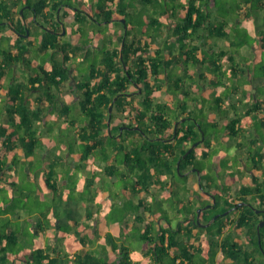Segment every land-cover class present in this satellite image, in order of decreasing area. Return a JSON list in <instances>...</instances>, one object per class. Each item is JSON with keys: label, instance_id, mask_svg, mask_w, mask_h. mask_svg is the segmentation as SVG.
<instances>
[{"label": "trees", "instance_id": "obj_1", "mask_svg": "<svg viewBox=\"0 0 264 264\" xmlns=\"http://www.w3.org/2000/svg\"><path fill=\"white\" fill-rule=\"evenodd\" d=\"M48 1L51 2L50 0H0V90L3 86L2 80L7 73L9 74L7 70L11 69V65L22 61V56L27 51L23 35L26 33V29L21 21L27 18L28 10H32L38 15L47 5L55 13L60 6L68 4L70 10L74 12L75 23L81 27L75 30L78 37L83 38L81 41L77 40L80 45L76 42V47L79 49L89 46L92 41L90 36V39L88 38L90 41L85 42L84 40V36L88 37L90 30L87 29L85 15L80 16V13L87 11V15L94 20L93 23L96 25H100L101 22L110 23L113 21L122 25L124 31L120 33L119 44L114 41L110 44L105 43L100 55L93 54L89 49L81 51L80 61L82 64L89 54L93 58V63L88 68L89 72L84 76L86 79L77 83L79 89L85 90L84 98L79 101L82 112L71 115L74 112L73 107L63 104L59 114L65 117V120L74 128L75 141L81 146L80 166H83L89 155L95 151H101L105 158L110 153H114L117 157V167L111 164L106 167V170L112 177L119 178L123 196L127 198L125 205L118 210V219L122 223L123 242H116V239L110 234L109 239L105 238L102 243L104 252L107 254L105 256L103 252L100 253L99 249L87 250L85 243L89 237L77 233L71 239L72 243L70 241L74 249L77 250L75 254L66 253L51 256L50 252H45L44 246L40 243L38 246L31 245L23 249L25 254L31 253L29 248L35 249L30 254L33 262L24 258L23 261H28V264H218L217 262L230 259L233 264H254L251 258L254 257V254H260L264 250V246L262 248L259 243V237L264 236V227L260 228V232H258L257 216L249 208L242 207L237 211L230 208V206L238 205V201L229 203V197L233 195L231 184L222 183L221 178H224L226 174L231 175L232 183L236 185L235 193L240 192L242 196H245L249 191L254 192L258 197L263 195L264 181L262 183L259 179H255V183L251 186L247 182H243L244 164L248 165V160L241 161L238 155H236L237 158L232 168L225 167L227 171L223 175L219 172V169L223 168L217 162L209 164L202 162L209 155L207 149H202V160H197L194 155L196 151H199V146L184 155L187 151L188 141L196 142L201 138L202 132L205 133L206 138L208 135H213L217 142L223 145L232 138H242L245 134L241 132V129H248L252 125L245 126L251 123L248 121L250 114L264 107V97L257 99L243 97L239 99V103L234 102L231 97L237 89L236 86L229 89L228 84L223 82V77L226 75H230L232 79L240 75V79L246 81L245 75L249 69L252 70L253 76L264 77V58L261 59V56L258 62H247V65H241L236 61L238 55H241L240 50L243 45L260 43L264 48V31L259 32L258 38L249 33L248 35L241 34L240 29L248 31L238 26V17H235L236 19H233L231 23L230 18L226 17L231 12L239 16L241 11H244L246 12L245 17L249 18V6H243L248 2L239 1L232 4L231 10H227V15L219 17L216 15L218 0H186L178 3H175L176 0H173L174 2H170V0H141L140 6H136L134 13L128 11L130 2L125 0H118L117 3L115 0H104L105 2L100 0L94 8L95 12L88 10L85 2L81 0H77L75 3L71 0H66L69 2L60 0L56 2V5H50ZM257 4L264 7V2L260 1ZM22 8H24L23 15L20 13ZM146 13L148 18L144 17ZM123 18L126 19L125 22H122ZM32 21L38 23L37 18ZM164 28L169 34L166 38ZM8 30H13L15 33L12 31L8 33ZM91 32L94 31L91 30ZM97 33L99 36L105 34V31L100 28ZM159 34L162 36L161 44L152 54L150 53L151 38L154 39ZM216 39L218 42L221 39L226 40L229 44L216 49L214 48ZM5 40H7L6 43H4ZM50 47L62 51L64 61L69 57L66 46L58 41L57 34L44 30L41 49L45 50ZM71 48L75 49L73 46ZM244 58L247 59L246 56ZM63 64L65 63H62L61 67L54 65L49 72L45 71L46 76L43 79L38 76L31 78V81L35 82L41 79L47 81L49 79L51 84L54 83L59 88L61 82L70 75L69 69ZM99 64L103 67L98 68ZM198 69H202V71ZM200 73H202L201 77L195 78L194 75H200ZM58 76L60 79H57ZM200 79H202L205 89L212 87L213 91L217 92L213 97L209 96L210 103L206 110L208 113L202 112V117L198 120L200 129H197L196 123L192 122L188 132L184 131V127L189 124L186 125L187 120H184L180 122L184 127L179 126L177 133L173 135L170 133V129H173L175 123L180 120L182 111L188 109L190 104L187 101H195L201 94L199 93ZM93 80H95L94 84H92ZM130 81H133L137 86L135 94L141 89L137 102L131 98L127 100L129 95L134 94H127L130 91ZM22 82L9 85V94L13 99L8 112L13 113L11 114L12 119H10V123L9 121L7 124L0 123V182H7V178L4 177L5 171L13 166H18L20 162L16 149H21L25 155H29L30 152L33 153L39 141L35 123L38 119L42 120L44 116L39 113V110H35L34 114V111L28 108L22 93L24 88ZM216 84L220 88H216ZM161 90L178 94L181 100L178 98V102L160 101L155 96V92ZM48 94L53 97L52 93ZM201 97L206 101L208 96L201 95ZM182 99H184L183 102ZM41 100L43 101V98ZM51 102L53 105L55 104L54 99ZM111 105L119 111L125 110L126 107L129 108L130 119L132 122L136 121L135 127L132 126L133 124L125 123L114 125L115 115L109 110ZM230 108L234 110L235 116L228 117ZM173 113L179 115L175 116ZM212 113L220 114L221 119L213 120ZM184 117L188 119V116ZM205 123L208 124L206 128L202 125ZM121 126H127L130 129L128 132L134 133V136L135 133H138L140 136L137 140L126 143L124 141L125 132L119 135ZM181 131L184 134L178 138V133ZM220 132H223L221 134H224L225 139L222 138L223 136H219ZM239 143L245 144L244 148H239L244 151L253 150L257 141L242 138ZM256 155L257 153L252 154V161L260 167L259 170L264 174V161L256 160ZM231 159L232 156L227 157V161ZM231 161L233 164V160ZM55 162L59 164L58 157ZM120 162L124 167L118 166ZM192 166H196L200 172V187L211 189L214 193L217 190L228 194H216L217 202L214 204L215 210L212 214L218 213L219 217L208 227L196 225L194 220L199 206L211 203V200L201 199L199 202L185 184L176 180L177 176L183 175ZM53 174L55 175V171H53V167H50L48 175L45 177V185L56 193L58 189ZM183 177L187 178V175L185 174ZM204 179L206 184H204ZM153 181L160 184L163 197L160 198L157 194L150 193L149 186ZM11 184L15 186L17 182L13 181ZM129 184L132 188L128 187ZM85 186L88 187V184ZM4 187L7 186H1L0 190ZM166 189L168 193H165ZM183 190L186 192L185 199L181 197ZM68 192L70 190H65L64 194ZM173 193L176 195L174 194L171 198L172 208L179 214L175 226L162 223L159 225L156 222L137 226L131 224L129 218L125 219V215L130 209L134 213L136 212L139 219L144 218V214L147 212L155 213L153 202H156L157 205H162L164 202L167 204L170 194ZM135 194L140 195L138 203L133 200ZM61 200L68 201L69 199L66 198V195L56 196L53 201L54 206L57 201ZM228 209L230 212L222 215ZM245 209L251 211L252 214L245 213ZM6 213V209L3 212L2 205H0V264L9 261L8 254H10L11 244L19 243L20 229L16 228V224L4 216ZM204 213L203 211L201 216L202 221L206 223L212 218V215L205 217ZM41 214L44 217L43 211ZM233 215L237 228L247 227L248 249L246 250L244 242L235 241L231 244L233 238L229 234H225L220 242V236L224 234L223 221L226 220L229 225ZM204 217L205 220H203ZM159 218L166 219V223L171 222V218L167 214L159 215ZM75 223L77 224L78 220H75ZM183 235L187 241L183 240ZM202 235H206L205 239H202ZM134 237L143 241L145 245L143 252L132 247ZM90 240L93 239L90 238ZM67 243H69V239ZM105 245H110L112 251L118 250L119 253L110 254ZM219 250L222 252L217 261L216 256ZM16 254L17 258L25 257L19 253ZM12 260L10 259V261Z\"/></svg>", "mask_w": 264, "mask_h": 264}, {"label": "crops", "instance_id": "obj_2", "mask_svg": "<svg viewBox=\"0 0 264 264\" xmlns=\"http://www.w3.org/2000/svg\"><path fill=\"white\" fill-rule=\"evenodd\" d=\"M25 1V0H23ZM51 2L48 1V3L51 5H56V2H59L60 0H50ZM66 0H63V2H65ZM77 0H71V2L75 3ZM126 2H130L129 6H128V11L131 13H134L136 11V6L139 7L140 5V1L141 0H125ZM181 1H186V0H176L175 3L181 2ZM69 2V1H66ZM115 2L117 3L118 0H115ZM170 2H174L173 0H170ZM263 2V1H261ZM78 5H81L80 3H77ZM245 5V4H244ZM245 6H248L245 5ZM244 6V7H245ZM53 7V6H52ZM88 8V10L95 12L96 6L94 5L93 8L89 9L88 6H86ZM49 10L51 12V15L49 18L44 17L46 15V11ZM43 14L40 12L38 15H36L34 13V11L30 10V14L27 15L26 19H23L21 22L24 26V22L29 26V32L27 37L24 38V44L27 46H30L29 48H35L36 50L41 51L42 53H44L43 55L46 56V58H48V60L50 61L49 65L44 66L42 65V63H40L38 61V58L36 59H32V54L31 51L27 49V51L24 53V55L22 56V61L11 65V69L7 70L9 71V74L7 73L4 77V79L2 80V88L0 90V123H4L7 124L9 119V113L8 112L10 110L9 104H11V100L13 99L12 96L9 94V85L12 83H19L21 81H23L22 83L24 84V88L22 90L23 93V97H25L26 99V104L28 106V108L32 111H34V114L37 110H39V113L41 115H43V119H38L35 123V127L37 128V136L39 141H42L43 139L47 140L48 143H46L45 145L42 143V145L39 144L36 145L33 153H42L44 154L45 150L44 148H47V154L45 157V162H44V176L48 175L49 169L51 166L54 167V171L55 168L57 166H59V171L57 172V174H59L60 178H57L59 180V182H57V180H55V183L57 185V189L58 192H54V191H48L46 194V197L42 198L43 201H49V200H53L54 201V197L59 196V195H64V191L68 190L69 188V182L73 181V174L71 172L74 170H78L79 175H83L84 180H85V184H88V189L89 188H94L97 184L101 186L102 188V197L108 201L109 198L113 195L117 198L116 201L118 200H122L123 203H120L119 206L123 207L125 205V202L127 200V198H124L123 196V191L121 189V185H119L118 187L115 186V182L116 181H120L118 177H112V175H109V172L106 170V167H109L111 164L112 165H116V156L114 153H110L108 157H103V154L101 153V151H95L94 153H91L88 157V160L84 163L83 166H80V159H81V151L78 149H75V147L73 148L72 143H67V142H63L62 146H61V150L59 149V145H56V142L53 138V136H56L57 131L54 128V133L52 135H49V137H46L44 134L46 133L47 130H50L51 128H48V125H52L53 121H62V119H64L65 117H62L59 113L62 111V107L63 104H67L73 107L75 114H80L81 108H80V104L79 101L84 98V91L85 90H81L77 87V83L80 82V80L83 79V77L89 72L88 69L83 68L82 67V63L80 60L76 61L77 57H80V54H82V50L86 51L87 49L91 50L92 53L94 54H98L100 55L103 45L105 43L110 44L111 42H115L117 44L118 40L120 39V31H118V26L121 25L119 22L117 21H113L110 23H106V22H101L100 27L96 26L93 22L94 20L90 18V16L87 15V11H84L82 14L80 13V16L85 15L86 19H87V26H88V30L91 29V27H95V29L97 30V32L99 31L100 28H102L105 31V34L99 35V36H95L92 41L90 42L89 46H86L85 48L83 47V49H79L76 47V42L79 43L78 45H80V42L77 41L80 39V41L82 40L80 37H78L79 35L76 34L75 30H78L79 28V24L75 23V19H74V12H72L70 10V7L68 4H63L62 6H60L56 12H58L59 14V25L57 27L58 29V41L61 42L62 44H64L67 48V51L69 53V57L66 59V61H64V54L62 53V51L50 47L47 48L45 50L41 49V45H42V40H43V35H44V30H50V21L53 19L56 21L55 18V14L54 11H52V9L50 10V8L46 5V7L43 10ZM62 17V19H61ZM38 19V23L32 21L35 19ZM145 18L147 17V13L145 14ZM250 18V17H249ZM249 18L245 17V13H241L240 17H238V26L241 28H245L247 29L248 33L253 36L258 38L259 37V32H261L260 30H263V27H260L256 32H255V25L252 22V20H249ZM51 19V20H50ZM125 18L122 19V22L124 21ZM18 20V19H16ZM126 20V19H125ZM114 22H116V24H114ZM40 23H44V27L41 26ZM117 26V27H116ZM121 28L122 25L120 26ZM105 28V29H104ZM165 29V28H164ZM170 29V27H169ZM171 30V29H170ZM15 33L13 30H8V33ZM124 31V28H123ZM108 35L112 36V40H108L106 39ZM160 35V34H159ZM168 31L165 29V38L168 36ZM115 37V39H114ZM78 38V39H77ZM157 39V37H155L154 39L151 38V50L150 53H154V50L156 49V47L161 44L159 42V44L157 45L155 43V40ZM99 41V43L97 44V42ZM162 41V38H161ZM227 44H229L226 40H220L218 42V44H216L215 46L219 45L221 47L226 46ZM75 47L71 48V47ZM216 48V47H215ZM250 49L253 52V55L251 56L250 54L245 52V49ZM99 50V52H97ZM264 50L262 44L258 43V44H246L243 45L241 47V55H238L236 61L239 62L241 65H247V62H258L260 59V56L262 53V51ZM90 55V54H89ZM243 56V57H242ZM244 56L247 57L244 58ZM246 59V60H245ZM226 62V61H224ZM63 64L64 66H67V68L69 69L70 75L67 79L63 80L61 82L60 87L58 88L56 84L52 83L51 81L48 79L47 81H42V79L46 76L44 74V72H49L51 70V68L56 65L61 67V64ZM30 66H34L37 70H35V72H31L32 68H30ZM89 66V65H88ZM80 67V70H79ZM99 67H103L101 66V64H99ZM90 68V67H88ZM198 68V67H197ZM200 70V69H198ZM202 71V69L200 70ZM200 75L195 74V78H200ZM23 75H26V78H22ZM41 76V80H37L35 82L31 81V78L33 77H38ZM213 77V76H212ZM211 77V78H212ZM246 81H243L242 85L240 83V75H238L236 78L232 79V77L230 75H226L223 77V82L228 84L229 89H231V87L236 86V90L234 91L233 96L231 97V99L234 102H238L239 103V99L243 98V97H247V98H255L257 99L258 97L263 98L264 97V91L262 92L263 88H264V77H256L253 76V72L251 69H249L246 72ZM216 78V76H215ZM57 79H60V77L58 76ZM187 79V77H186ZM10 81V82H9ZM199 81V80H198ZM202 79H200L199 81V95H207L209 96L210 91H213L212 87L211 89L207 88L205 89L203 83H202ZM95 83V80L92 81V84ZM136 84H130L129 85V93L131 92L134 93L133 95H130L128 97L127 100H130V98L133 100H135V102L138 101L139 99V93L141 92V89L138 90V92H136L137 94H135V90H136ZM260 89V92H259ZM159 92H162L163 94H166V98L161 99L159 98ZM259 92V93H257ZM48 93H52L53 97H50ZM263 93V94H262ZM46 96V97H45ZM79 96V99H77ZM155 96L158 98V100L160 101H171V102H178V100L180 99V95L178 94H172L169 91L166 90H161V91H156L155 92ZM41 98H43V101L41 100ZM179 98V99H178ZM54 99L55 100V106L53 105V103L51 102V100ZM181 100V99H180ZM184 99H182L183 102ZM181 102V103H182ZM192 102V101H190ZM189 103V102H188ZM226 103H228L226 101ZM228 106V104H227ZM241 109V108H240ZM36 110V111H35ZM242 110V109H241ZM123 111V112H122ZM119 111V109L113 107L112 111L115 115L114 118V125H120L122 123L125 124H133L136 122H132V120L130 119L131 113H130V109L129 108H125V110ZM110 112V113H111ZM182 117L180 118V120H178L175 123V127H179L181 124L180 122H183L185 120L186 114H188V110L187 111H182ZM213 116V120H220V114L218 113H212L211 117ZM235 116V112L232 108H230V112L228 117H232ZM62 118V119H61ZM184 118V120H183ZM248 118H251V120H248L249 124H246L245 126H250V124H252L248 129L247 128H243L244 132L246 133L242 138L245 140H256L258 139V137L260 135H257L255 133H258V131L262 132V135H264V107L260 108L259 110H257L256 112H252L250 114V116ZM8 120V121H7ZM86 121V120H85ZM111 119L109 120L110 123ZM83 123V122H82ZM184 127V126H183ZM182 127V128H183ZM174 129V128H173ZM170 129V133H173L174 130ZM130 131V129H128V127H123L121 126V133L119 135H121L122 133L125 132V139L124 141L126 143L132 141V140H137V138L140 136L138 133H134L132 132H128ZM183 131H181L179 133V135H182ZM220 132L219 136H223L222 138H224V134L222 135ZM243 133V132H242ZM74 134V131H73ZM204 136V134H203ZM73 137V135H72ZM257 139H256V138ZM75 139V137H73ZM226 138V137H225ZM224 138V139H225ZM241 137H235L232 138V141L238 142L242 139ZM211 139L215 140V144L216 143V138L211 135ZM65 141V140H64ZM203 140L201 139L200 142H202ZM43 142V141H42ZM234 142V143H235ZM258 142V141H257ZM77 143V142H76ZM176 143V141H175ZM214 143V142H212ZM232 143V144H234ZM71 144V145H70ZM190 144H192V141H188V143L186 144V147H189ZM194 144V143H193ZM192 144V145H193ZM199 144V143H198ZM203 143L199 144V148L201 150L205 149L202 147ZM210 144H211V140H210ZM227 145V143L225 144ZM207 147L209 149V145L207 144ZM195 148V147H194ZM53 149H55L57 151V153H55L52 157L50 156V151H53ZM17 153L19 155L20 160L26 161L28 159L33 158L34 156L32 155V153H30L29 155H25L24 151L21 149H16ZM199 150V153H200ZM58 157L59 159V164H57L55 162L56 158ZM228 157V156H227ZM26 159V160H25ZM34 159V158H33ZM71 159V160H70ZM75 163V164H72ZM120 168L124 167L123 163L120 162V165H118ZM14 167V166H13ZM21 167V163L19 162L18 166L14 167V169L12 170V167L9 170L5 171V174H10V176L12 177V175L14 174V171H16L17 177H18V172L22 169ZM117 167V165H116ZM28 169V174L27 176H29L31 179V175H33V171L31 169V165H29L27 167ZM12 170V171H11ZM19 170V171H17ZM70 171V172H69ZM68 175H63V173H66ZM196 175L198 177V188L194 189L193 187H191V185H189V176L187 175L188 178H186V186L187 189L192 192V191H196L200 188V172L198 173V171H196ZM56 173V172H55ZM61 174V175H60ZM131 174V172H130ZM114 175V174H113ZM133 175V173H132ZM183 175H185V173H183ZM229 175V174H226ZM4 177H6L4 175ZM65 177V178H64ZM231 182V175H229ZM246 178V177H245ZM19 179H14L13 181L18 182ZM243 182H247L248 184H250V180L247 179V181L244 180V177L242 179ZM231 182H228V184H233ZM0 183H4L3 181H1ZM7 186V185H6ZM103 186H107V188L103 189ZM1 187V186H0ZM128 187L132 188V186L129 184ZM149 191L150 193H155L158 195V197H163L162 194V190L160 187V184H157L155 181L150 183L149 186ZM51 190V189H50ZM70 190V189H69ZM236 190V188L234 189ZM233 192V190H232ZM41 193V192H40ZM114 193V194H113ZM165 193H168L167 189L165 191ZM41 195H43L41 193ZM168 195V194H167ZM139 197L140 195L135 194L133 196V200L134 202L138 203L139 202ZM202 198H207V196L205 194H202ZM106 202V204L102 207H98L95 204H90V203H83L80 202L79 200H61V201H57V204H62L64 207L67 205V203H71L72 204H78L80 205V207L82 208L81 210H79V208L77 209H72L73 211H78V213H80L82 215L81 219L78 220V223L83 222L84 220H88V219H95L98 216V213L101 211V214L105 213V212H109L108 218L109 220H104L102 219V224L100 226H96L95 230H96V234L93 235V237H91L93 240H87L85 243V247L87 248V250L91 249V248H95V249H99L100 253H104V248L102 247V243L105 241V238L109 239V235L111 234L115 239L116 242L118 243H122L123 242V235H122V223L121 221H119L120 219H118V213L114 212L113 210L110 209V206L112 207L113 204L111 205L109 202ZM211 200V199H209ZM23 208H20V215L14 216L13 214L10 213H6L4 214V216H6L8 219H10V221L13 223L17 222V221H21L23 222L24 220H27L28 218H31L32 215L31 213L28 211H26L27 209H25L24 206H22ZM67 207V206H66ZM119 207V208H120ZM38 210H36L34 213L40 217V219H42V214L41 211L39 210V208H37ZM21 210H24L23 212H21ZM112 211V212H111ZM155 212V211H154ZM168 212V211H167ZM26 213V214H23ZM139 213V212H138ZM100 215V214H99ZM170 216V215H169ZM125 219L129 218V220L131 221V224L133 225H137V226H144L146 224H153V223H158L160 225V223L162 224H166L169 226H175L173 224L172 218H171V224L166 223L167 220L166 219H162L159 218V215L155 213H145L144 214V218L142 217L141 219H139V217H137L136 212L134 213V211L132 209L127 211V214L125 215ZM179 219V216H178ZM178 221V220H177ZM104 222V223H103ZM123 222V221H122ZM37 223V226H35L36 229V241L41 242V244H43L44 246V250L45 252H50L51 256H55L58 254L63 255L64 250L63 248H65L64 245L55 242L53 243V239L55 240L58 238L59 234H58V230H54L52 229V227H48L45 223ZM67 223V222H66ZM75 223V220H74ZM16 224V223H15ZM76 224V223H75ZM40 225V227H39ZM21 229L19 230V235H21L22 232L25 231V227L20 224L19 226ZM43 228V229H42ZM89 228V226L85 227V231L87 232V230ZM238 229H236V233H237ZM85 233V232H84ZM238 234V233H237ZM89 236V233L87 232V234ZM24 236V235H23ZM206 235H202V239H205ZM24 237H21V239H23ZM41 238V239H39ZM184 241H187V238L183 235L182 236ZM235 241H238V237L237 235L235 236ZM68 239L66 238L62 243H67ZM93 241V242H92ZM192 242V241H191ZM239 242V241H238ZM132 247L135 248L138 251H142L145 248V245L143 243V241H140L138 237H134V240H132ZM70 245L67 249V253L69 254H75L77 252V250L74 249V247L72 246V244H67ZM31 246V245H30ZM34 247V246H33ZM105 248L107 251H109L110 254H118L119 251H112V248L110 247V245H105ZM70 249V250H69ZM29 250L31 251L30 254H32V251L35 250L34 248L31 247V249L29 248ZM69 250V251H68ZM103 250V251H102ZM222 252V251H221ZM220 253L217 254L216 258L218 261V258L220 257ZM24 262V261H23ZM228 262H232V260L228 259L226 260V263ZM218 263V262H217ZM233 264V263H232Z\"/></svg>", "mask_w": 264, "mask_h": 264}, {"label": "rangeland", "instance_id": "obj_3", "mask_svg": "<svg viewBox=\"0 0 264 264\" xmlns=\"http://www.w3.org/2000/svg\"><path fill=\"white\" fill-rule=\"evenodd\" d=\"M81 1L85 2V5L88 6L89 9H91L94 7V5L97 6V3L100 0H81ZM102 1H104V0H102ZM239 1H242L243 3L248 2V6H249L248 11L250 12L249 20H252V22L254 23V25L256 27L255 32L260 27H263V30H260V31H264V7H260V4H257L260 1L264 2V0H218L219 5H218V12L216 13V15H218L219 17L227 15V10H231L230 9L231 5L236 3V2H239ZM243 6H245V5H243ZM20 13L22 15L24 14V8H22L20 10ZM241 13L246 14V12H244V11H241ZM29 14H30V11L28 10L27 15H29ZM144 17H145V15H144ZM226 17L230 18V23H231L233 21V19L240 17V15L238 16L236 13L231 12ZM114 24H116V22H114ZM96 26H98V25H96ZM120 26L121 25L118 26V28H119L118 31H120V29H121L120 32H123V28H121ZM98 27H100V26H98ZM91 30H93L94 32H91ZM239 32L241 34L248 35V32H245L244 29H240ZM97 34L98 33H97V30L95 29V27L94 26L91 27L88 37H87V35L84 36L85 42L90 41L89 40L90 37H92V39H93ZM161 38H162V36L158 35L157 39L155 40V43L157 45L159 44V42H161ZM106 39L112 40V36L108 35ZM114 39H115V37H114ZM6 41L7 40H5L4 43H6ZM197 41L199 42V40H197ZM98 43H99V41L97 42V44ZM217 43H218V41L216 39V42L214 44V48H215V45ZM29 47L30 46H28V45L26 46V48L31 51V54L33 56L32 59L38 58V61L40 63H42V65H44V66L49 65L50 61L48 60V58H46L45 55H43L44 53H42L39 50H36L35 48H32V47L29 48ZM216 49H220L219 45L216 46ZM97 52H99V50ZM245 52L250 54L251 56L253 55V52L249 48L245 49ZM260 54H261V59H263L264 58V50ZM78 60H80V57L76 58V61H78ZM83 62L84 63L82 65V67L88 69V67H91V64L93 63L92 56L89 55L86 60H83ZM30 68H32L31 72H35V70H37L34 66H30ZM98 68H101V67H98ZM22 78H26V75H23ZM83 79H86V77H83ZM240 82L243 83V80L240 79ZM22 85L23 84L21 83V86ZM216 88H220V86L218 84H216ZM263 90H264V88H263ZM215 93H217V92L210 91L209 96L213 97ZM209 96L206 98V101L204 100V98L201 97V95H199V97H197L195 101L190 102V100H188L187 102H189V104H190L188 109H187L188 115H192L193 119L200 120L202 117V115H201L202 112L206 113V110L209 107L208 106L210 103ZM159 98H161V99L166 98V94L159 92ZM77 99H79V96ZM9 107H10V104H9ZM187 110H185V111H187ZM11 114H13V113L10 112L9 117H8L9 123H10V119H12ZM71 115H75V113H72ZM173 115L178 116L179 114L173 113ZM203 116H206V115H203ZM183 120H184V118H183ZM185 120H187V122L185 123L186 125L188 123L191 125L193 122V120H190V119H185ZM248 120H251V118H248ZM202 125L205 128H206V126L208 127L207 123L202 124ZM55 127H57V128H55ZM48 128H51V129L47 130L44 135L46 137H49V135H52V133L56 134V133H54V128H55L57 131V134H56V136H53V138L56 142V145H59L60 150H61V146H62L63 142L69 143V141H70V143H72L73 148L75 147V149H78V150L81 149L80 144L78 142L76 143L75 139L73 138L74 137V134H73L74 128L68 123L67 120H65V118L62 119V121L61 120L60 121H58V120L53 121V124L48 125ZM72 135H73V137H72ZM198 136H199V132L197 130V137ZM201 139L202 140L204 139L205 141L200 142ZM210 140H211V144H210ZM42 141L37 142L39 144V147H40V145H42V143L44 145L46 143H48V141L45 139H43ZM196 142H199V144L203 143L202 147L207 149V153H209L208 157L206 159H203L202 162H204V164L217 162L219 164V166H221V168H223V169H219V172L222 175L225 174L227 171L225 169V167L232 168V166L234 165V162L236 161V158H237V156L235 155L237 152V146H235V144L223 145L221 143H218L217 140H216L217 144H215V140L211 139V135H208L206 138L205 133H204V137L200 138V140H197ZM212 142H214V143H212ZM234 142L235 141H231V143H234ZM206 143L209 145V149H208ZM191 146L192 145L190 144V146L188 148H190ZM44 150H45V152H44V154L42 153V155H41V153H36V154L32 153V155L34 156L33 157L34 159L30 157V159H28V160L25 159L26 161L20 160V163H21L20 168H22V169L20 171L17 170V171H19L18 177H17L16 171H14V174L12 175V177L10 176V174H5L8 181L4 182V183H0V186H3V185L6 186L7 185V187H4L0 190V205H2L3 212L6 209L7 213L13 214L14 216H16V214L20 215V213H19L20 208H23L22 206H24L25 209H27L26 211L29 210V212L32 215L31 218H28L27 220H24L23 222H21V221L15 222L16 228L21 229L19 226H20V224H22L25 227V231L22 232L21 235H19V238H18L19 243H17V245L11 244V246L9 247L10 254H8L9 255V261L3 262V264H28L29 260L31 262H33V258L30 256V254H25L23 252V249L25 247H29L30 245L38 246L41 243L39 241H36V235H37L36 229L37 228L35 226L37 225L38 222L45 223L48 227H52V229L58 230L59 236L57 239H56V237H55V240L53 239V243L58 241V243L64 245L65 248H63L64 250H61V251H64V254H66L67 249L70 246L67 244L72 243L71 239H73L77 233H80L86 237V234L88 232L89 236L88 235L87 236L89 237V240H90V238L93 237L94 234H96L95 227L100 226L102 224L101 220L102 219H104L105 221L109 220V218H108L109 212H105V213L101 214V211H100L98 213L97 218L84 220L81 223L75 224L74 220L81 219L82 215L80 213H78V211H73L72 209L79 208V210H81L83 207L81 208L80 205H78V204L74 205V204H72V202L67 203V205H66L67 207L66 206L64 207L62 204H59V203L55 204V206H54L53 200H49V201H43L42 200L43 197L44 198L46 197V195L48 194L47 193L48 191H53V190H50L45 185V177L46 176L43 175V173H44L43 171H44V162H45V158H46L45 156L48 155L47 154L48 152H47V148H44ZM199 150H200V148H199ZM50 152L51 153H50L49 157H52V158H53V155L55 153H57V151L55 149H53V151H50ZM227 156H232L231 160H233V164H232L231 160L227 161ZM72 164H75V163H72ZM29 165H31V169L34 172L33 175H31L32 179L29 176H27V174H28L27 167ZM52 167L53 166H51V168ZM13 169H14V167H12V170ZM53 171H54V167H53ZM58 171H59V166H57L55 168V172H56L55 175L53 174V177L56 178L57 182H59V180L57 179L59 177V174H57ZM71 172L73 174V176H72L73 181L69 182L68 190L70 189V192H68L69 194L63 193L64 195H66V198L69 200H74V201L79 200L80 202H83V203L95 204L99 208L101 206L103 207L106 204L105 200L107 198L104 199L102 197L101 186L97 184L94 188L88 189V187L85 186V180H84L83 175H81V174L79 175L80 171H78L76 169L74 171L71 170ZM63 175L66 176L68 174L66 172V173H63ZM188 176H189V178H188L189 185H191V187H193L194 189H197L198 188V177H197L196 173L192 172ZM14 179H19L15 186L11 184ZM176 180L179 183L186 184V178L183 177L182 174H180V176H177ZM244 180L247 181V178H244ZM221 182L222 183L224 182L227 185H229L230 183L228 184V182H231L229 175H226L224 178H221ZM204 184H206L205 179H204ZM119 185H120L119 181H116L115 186L118 187ZM230 186H231V189L233 190V192H235L234 189L236 188V185L231 184ZM104 188H107V186H103V189ZM40 192L43 195H41ZM185 193L186 192L183 190L182 194H181V197L184 199H185ZM174 194L176 195V193H173L172 195L170 194V199L168 201V203H169L168 205L166 204V202H164L162 205H159V204L157 205L156 202H153V208H154V211H156V214H158V215H163V214L170 215L172 218L173 224L176 225L179 214L175 210H173V208H172L173 205H172L171 198H173ZM201 199L207 200L206 198L201 197L200 199H198V201L201 202ZM116 200H117V198L114 195H113V197L111 196L108 201L106 200L111 205L113 204L112 207L110 206V209L113 210L114 212H117L119 210V207H120L119 204L123 203L122 200L121 201L120 200L116 201ZM37 208H39L40 211L44 212V217L42 219H40V217H38L34 213L36 210H38ZM214 210H215V208L211 209L209 207L203 209V211L205 212L204 213L205 217H208V216L210 217L211 215L213 217L215 215V214H212ZM23 211L24 210H21V212H23ZM23 214H26V213H23ZM205 217L203 218V220H205ZM86 226H89V227L92 226V228H89L86 232L85 231ZM21 237H24V238L21 239ZM237 237H238V235H237ZM66 238L69 239V243H65V244L62 243ZM39 239H41V238H39ZM70 241H71V243H70ZM41 245H43V244H41ZM16 253L24 255L25 257L17 258ZM105 256H107V254H105ZM23 258L27 259L28 261L25 260V262H23V260H24ZM10 259H13V260L10 261ZM218 264H232V262L226 263L225 260H222V261L218 262Z\"/></svg>", "mask_w": 264, "mask_h": 264}, {"label": "flooded vegetation", "instance_id": "obj_4", "mask_svg": "<svg viewBox=\"0 0 264 264\" xmlns=\"http://www.w3.org/2000/svg\"><path fill=\"white\" fill-rule=\"evenodd\" d=\"M40 12L43 14L44 11H40ZM50 15H51V12L49 10H47L46 11V15L44 17L49 18ZM55 18H56V21L53 20V19L52 20L50 19L51 21L49 22L51 27H50V30H48V31H50L52 34H58L57 33L58 32L57 27H58L59 22H60L58 12H56ZM40 24H41L42 27L45 26L44 23L43 24L40 23ZM24 28L26 29V32H27V30L29 31V26L25 22H24ZM23 35H24V38L27 37L26 33H24ZM130 83L131 84H135L133 81H130ZM127 94H131V92L130 93L128 92ZM115 100H116V97L114 98V101ZM111 106L113 108V105H111ZM186 116H188V119L193 120V122L196 123L195 126L197 127V129L198 128L200 129L199 121L197 119H193L192 115L186 114ZM132 126L135 127V125H132ZM180 127L182 128L183 126L180 125ZM190 127H191V125L188 124L187 126L184 127V131H187ZM136 128H139V127L136 126ZM177 128L178 127H174L173 135H174V133H177L176 132ZM241 132H243V134H246L243 129H241ZM183 134H184V132L182 133V135ZM203 134L204 133L202 132L201 138L204 137ZM255 134L260 135V136L258 137V139L255 137L258 142L255 144L253 150H248L247 149V150L242 151L241 149H239V148H244L245 147V144L242 143L243 145H241L239 143L241 140L234 143L235 146H238L237 147V152H236L235 155H238L239 159L241 161H244L245 159L248 160V165L244 164V166H245L244 178L246 177L247 179L250 180L251 183L248 184L250 186L253 183H255V179H259L260 182H262V183L264 181V174H262V171L259 170L260 167L257 164L255 165L254 162L252 161V158H251L252 154L257 153L256 160L259 159L261 161H264V135H262L261 131H258V133H255ZM182 135H179V133H178V138H180ZM204 139H203V142L205 141ZM198 140H200V139H198ZM232 140L233 139H230L229 141H227V144L228 145H232V143H231ZM193 143H195V142L192 141V144ZM238 143H239V145H238ZM198 146H199V144L197 146H195V147H198ZM188 149L189 148L187 147V150ZM194 155L196 156L197 160H202V158H203V156H202V148L200 150V153H199V151H196L194 153ZM195 167L196 166L190 167L189 170H187L185 172V174L186 175H190L192 172L197 173L194 170ZM196 169L198 170L197 167H196ZM191 193H192V195H194V198H196V199H200L202 197V194H205L208 197V199H211V203H208V206L211 209L214 208V204H216V202H217V199L215 197L217 193L218 194H223V195H228L227 193H221V192H218L217 190L214 193L213 190L205 189L203 187H200L198 190L192 191ZM233 194L234 195H232V197H229V203L238 201V205H236V206L234 205L232 207L230 206V208H233V209H235L237 211L238 209H240L242 207H245V208H249V210L254 211L256 216H257V219H258V227H257V229H258V232H260V228L264 227V224L262 226H260V222L264 221V196H263L264 194L259 196V197L256 196V194H254V192L252 193L251 191L247 192V194L245 196H242V194L240 192H237V193L233 192ZM260 194L261 193L259 192V195ZM167 205H168V203H167ZM206 206H207V204L206 205H202L201 204L199 207H206ZM228 210L230 212V209H228ZM249 210L245 209L244 211H245V213L251 215L252 213ZM202 212H203V210H202ZM202 212H201V215H202ZM215 214H218V213H215ZM201 215H200V220H201L202 223H205L204 221H202V216ZM230 221L231 222H230L229 225L226 223V220L223 221L224 223H223L222 229L224 231V234L222 236H220V242H221V240H223L222 238L224 237L225 234H229L231 236V238H233L230 243L233 244V243H235V239H234L235 235H238L239 243L244 242V249L245 250L248 249V247H247L248 240L246 239L247 238L246 237L247 227H244L243 229L237 228L235 226V216L234 215L231 216ZM247 222H249V221H247ZM169 224H171V222H169ZM194 224L199 225L197 220H196V218L194 220ZM236 229H238V231H237L238 234L236 233ZM242 238H244V239H242ZM245 239H246V241H245ZM259 243H261V247L263 248V246H264V236L263 237H259ZM250 250H252V247H250ZM221 251L222 250H219L218 253H220ZM251 257H253V256H251ZM251 260L254 261L253 262L254 264H264V250H262V253H260V254H254V257L251 258Z\"/></svg>", "mask_w": 264, "mask_h": 264}, {"label": "water", "instance_id": "obj_5", "mask_svg": "<svg viewBox=\"0 0 264 264\" xmlns=\"http://www.w3.org/2000/svg\"><path fill=\"white\" fill-rule=\"evenodd\" d=\"M124 21H125V19H124ZM28 30H27V32H26V35H28ZM109 110H110V112L112 111V106H110V108H109ZM198 143L199 142H195L186 152H185V154L184 155H186V154H188V153H190L191 151H192V149L195 147V146H197L198 145ZM179 165H180V160L178 161V170H179ZM195 171H198V173H199V170H197L196 168L194 169ZM209 206L207 205L206 207H199L198 209H197V216H196V220H197V222H198V224L201 226V227H208L214 220H216L218 217H219V214H215L207 223H202L201 222V220H200V215H201V212H202V210L203 209H205V208H208ZM229 212V210H227V211H224L223 213H222V215H226L227 213ZM264 224V221H261L260 222V226H262Z\"/></svg>", "mask_w": 264, "mask_h": 264}]
</instances>
